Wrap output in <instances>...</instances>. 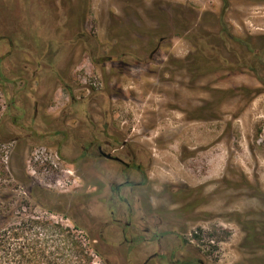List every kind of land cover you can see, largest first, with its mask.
Instances as JSON below:
<instances>
[{
	"label": "rangeland",
	"instance_id": "rangeland-1",
	"mask_svg": "<svg viewBox=\"0 0 264 264\" xmlns=\"http://www.w3.org/2000/svg\"><path fill=\"white\" fill-rule=\"evenodd\" d=\"M53 4L0 0V186L30 176L35 200L98 252L92 264H118L124 248L95 242L108 217L93 187L104 176L96 171L122 167L82 157L108 131L137 146L161 182L148 208L165 230L216 264H264V0H57L59 14ZM82 15L98 65L72 37ZM4 36L19 46L10 52ZM21 189H0V204L28 196ZM64 248L58 263L76 264Z\"/></svg>",
	"mask_w": 264,
	"mask_h": 264
},
{
	"label": "flooded vegetation",
	"instance_id": "flooded-vegetation-1",
	"mask_svg": "<svg viewBox=\"0 0 264 264\" xmlns=\"http://www.w3.org/2000/svg\"><path fill=\"white\" fill-rule=\"evenodd\" d=\"M89 155L122 167L116 176L96 171L104 176L100 177L99 186L93 187L94 194L100 196L99 211L108 217L101 223L102 234L95 242L104 248H124L118 264H216L215 257L198 249L199 244L193 246L194 242L187 241L183 233L175 228L165 230L164 218L157 210L148 208L156 197L155 191L162 186L158 179L148 176L150 167L143 163L137 146L109 136L108 131H98L83 148L82 157ZM140 249L146 250L142 251L144 254L152 249L161 250L144 259ZM102 260L111 264L108 258Z\"/></svg>",
	"mask_w": 264,
	"mask_h": 264
},
{
	"label": "trees",
	"instance_id": "trees-1",
	"mask_svg": "<svg viewBox=\"0 0 264 264\" xmlns=\"http://www.w3.org/2000/svg\"><path fill=\"white\" fill-rule=\"evenodd\" d=\"M223 1L225 6H227L228 0ZM52 2H54L52 13L55 14L57 9V13L59 14L60 6L57 4V0H52ZM63 11L66 14L68 13L65 8ZM79 21L80 24L77 25V30L72 36L73 40L76 43L81 42L88 50L92 61L98 65L105 59L102 60L98 57V47L93 36L89 35L83 29L85 15L84 17L82 15ZM222 26V33H228L233 40L243 44V41L230 35L223 20ZM3 38L8 40L10 52H12L16 46H19L13 36L12 38L11 36H4ZM6 58L7 56H0V84L5 87L4 89H6L7 83L5 70L3 68ZM249 68L255 71V68ZM11 108L18 109L15 101L10 103V110ZM12 119L14 122L13 124L17 125L19 121L22 120V116L16 115ZM36 119L37 116L34 114L31 119L32 126L36 123ZM0 187V189L9 187L10 191L19 192H22L21 188H24L26 189L25 192L28 194V196H17V200L13 198L12 202L6 200L4 205L0 204V264H59V259L55 257V252L61 250L62 246L65 247L64 249H69L76 254V264H92L93 260L90 251L92 249L96 254H98V252L91 248V246H85L77 234V231L80 230L77 224H74V228H72L62 221H56L53 216L57 215V212L46 208L41 202L35 200L37 199L35 194L41 191V188L34 182L33 178L27 176L24 181L14 180L9 186L6 187L1 184ZM38 207L46 211L47 214L42 215L36 211L33 212ZM24 210H26L27 214L19 217L16 216V211ZM63 217L67 220L70 219L65 215ZM41 231L44 233V236H42ZM54 237H60L59 243L61 247L57 244ZM64 262L70 263V261L67 260H64Z\"/></svg>",
	"mask_w": 264,
	"mask_h": 264
}]
</instances>
